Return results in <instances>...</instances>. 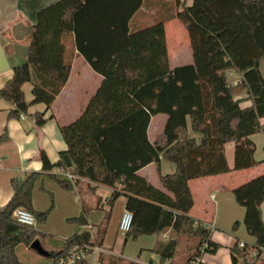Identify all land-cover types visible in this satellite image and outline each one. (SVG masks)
<instances>
[{
	"label": "trees",
	"instance_id": "1",
	"mask_svg": "<svg viewBox=\"0 0 264 264\" xmlns=\"http://www.w3.org/2000/svg\"><path fill=\"white\" fill-rule=\"evenodd\" d=\"M146 1L58 0L40 10L28 60L13 69L12 78L0 90V100L14 106L9 119H21L37 104L49 110L69 81L71 64L66 61L64 39L74 35L77 51L104 81L81 117L60 128L67 150L60 153L59 161L53 164L41 152L43 172L68 170L78 178L77 184L88 179L113 188L111 208L125 196L126 210L133 214L126 241L172 230L175 239L156 252L160 264L175 259L179 237L198 239L196 251L186 262L192 264L203 247L207 246L205 254L214 255L220 246L212 241L209 230L188 216L194 206L189 181L260 164L251 136L264 132V77L260 70L264 60V0H193L188 7L175 0L171 18L178 19L188 31L194 63L173 70L164 22L137 32L133 29L132 21ZM231 71L243 75L240 87L247 91L251 106L243 108L235 100L227 79ZM27 83L33 85L30 103L23 91ZM159 114L167 115L168 121L152 144L148 129ZM34 119L39 127L49 120L39 113ZM189 119L192 130L201 135L199 141L188 133ZM6 139L7 134L0 137V143ZM228 143L235 144L233 169L224 152ZM162 159L176 166L174 174H160L164 191L139 175L151 164L159 170ZM40 175L19 174L11 180L13 196L0 207V264H24L17 247H30L37 240L34 228L13 222L17 208H26L38 223L49 216L50 211L38 212L32 205L34 183ZM60 183L72 188L69 182ZM118 185L123 187L121 191L116 190ZM233 194L245 209L247 233L257 247H264V174ZM87 213L84 209L73 219L79 230L65 241L61 252L51 255L54 264L68 262L75 251L102 244L110 213L99 231V242L90 231L81 230L88 225ZM239 225L236 222L232 230L237 231ZM238 244L236 240L230 249L232 264L244 256ZM75 264L90 263L83 258Z\"/></svg>",
	"mask_w": 264,
	"mask_h": 264
},
{
	"label": "crops",
	"instance_id": "2",
	"mask_svg": "<svg viewBox=\"0 0 264 264\" xmlns=\"http://www.w3.org/2000/svg\"><path fill=\"white\" fill-rule=\"evenodd\" d=\"M58 0H0V90L12 78L13 69L27 62L29 47L32 40L33 28L36 24L37 14L43 8L50 6ZM185 5L191 6L193 0H180ZM183 7L179 8V11ZM176 10L175 0H148L141 10L135 15L132 25L137 31L151 27L158 21L165 24L166 45L169 57V65L173 70L177 67L192 65L194 63L193 51L188 31L178 20L171 18ZM66 46V61L71 64V75L62 92L57 96L52 107L47 110L44 104L33 105L21 119H9V112L14 106L5 100H0V137L7 134L6 142L0 143V207L8 204L13 196L10 186L12 178L32 173H40L42 184L47 190L59 194L67 204L66 217L78 218L84 209L89 211L88 225L82 227V231H90L92 238L101 240L99 231L104 226L105 218L110 213V225L102 239V252L86 256L90 264H157L161 250L176 235L172 230L155 236H143L138 240H125L119 232V225L126 210L127 198L121 196L111 208L109 199L114 191L105 185L97 184L88 179H81L77 184H71L64 173L70 171L54 170L52 173L43 172L40 160L41 152H45L51 163L55 164L60 159V153L67 150L60 128L78 120L89 102L96 95L103 84L104 78L96 73L79 54L75 45L74 35H67L64 39ZM260 70L264 77V60L260 63ZM243 75L231 71L227 74L228 82L233 88L234 98L241 102L243 108L252 105L247 91L240 87ZM33 85L27 83L23 87L25 99L32 102ZM45 114L49 119L47 123L39 127L34 116ZM53 117L52 119H50ZM168 116L159 114L151 120L148 129L149 141L154 144L166 127ZM188 133L190 137L200 139V134L192 130L190 119L188 120ZM256 146L255 159L260 164L256 167L235 171L228 174L203 177L189 181L194 206L188 216L195 222L213 226L212 241L219 244L220 249L214 255L205 254L202 264H232L231 247L235 241L245 240L246 228L243 224L245 209L239 206L235 200L233 191L249 183L264 174V132L251 136ZM227 163L233 169L235 163V144L228 143L224 148ZM176 172V166L172 162L162 159L158 170L155 164L143 168L139 175L155 187L163 190L160 180L161 175H172ZM54 175L61 181H66L75 188L76 194L68 193L52 180H47ZM46 179V180H45ZM44 185V186H45ZM39 186V184H38ZM118 191L122 186L116 187ZM35 210L43 212L37 206V192L33 191ZM264 221V203L261 206ZM112 215V216H111ZM238 222L239 228L233 231V225ZM73 226H66L60 233L63 239L69 238L74 231ZM233 232L234 236L223 240L221 233ZM65 241V240H64ZM255 243V239L252 240ZM41 242V241H40ZM179 247L175 259L170 264H186L189 257L196 251L198 239L186 236L179 237ZM247 242V241H245ZM248 243V242H247ZM43 246V244L41 243ZM65 247V242L63 249ZM31 249L30 247H27ZM49 253L45 258H52V254L59 252L44 247ZM32 250V249H31ZM34 251V250H33ZM36 252V251H35ZM40 255V254H39ZM54 263V260H53ZM68 264H75L67 262Z\"/></svg>",
	"mask_w": 264,
	"mask_h": 264
},
{
	"label": "rangeland",
	"instance_id": "3",
	"mask_svg": "<svg viewBox=\"0 0 264 264\" xmlns=\"http://www.w3.org/2000/svg\"><path fill=\"white\" fill-rule=\"evenodd\" d=\"M47 180H52L54 185L59 186L61 189L67 191L68 193L76 194L74 186L71 189L67 188L66 186L60 183L61 180L59 179V177L57 178L51 176V178L47 177ZM41 181L42 180L40 177L37 178L34 183V189H33L34 192L35 191L37 192V206L42 209H45L43 212L46 211H50V212L47 220L43 223H38L37 220L35 219V226L33 228L38 234L37 240L41 241L44 247L59 252L63 249L64 242L68 239V238L63 239L62 236H60V233L64 231V228L66 226L69 227L73 226L75 228L73 231L74 234L79 230V226L76 222L73 221L74 218L66 217L65 210L67 208L61 206L67 204L66 201L63 198H60L59 194H55L54 192L47 190L46 185L42 184ZM10 186H11V181H10ZM32 205L33 208L35 209L33 195H32ZM88 214L89 211L87 213V216ZM109 225H110V221H109ZM232 236H234V233L231 231L220 234V237L223 240H227L228 237H232ZM244 239L245 240H241V241L244 242L247 241L248 243L252 244L253 242L252 240L254 238L247 233V236H245ZM16 253L19 259L24 264H54L51 258L41 257V255H39L37 252L28 249L25 245H20L19 247H17ZM64 264H68V263H64Z\"/></svg>",
	"mask_w": 264,
	"mask_h": 264
},
{
	"label": "built area",
	"instance_id": "4",
	"mask_svg": "<svg viewBox=\"0 0 264 264\" xmlns=\"http://www.w3.org/2000/svg\"><path fill=\"white\" fill-rule=\"evenodd\" d=\"M66 171V170H65ZM65 176L69 179L71 184L76 182L77 177L73 176L71 173H64ZM12 220L16 224L28 228H33L35 226V218L34 216L24 207L17 208L13 215ZM133 224V214L129 211H125L122 215L120 225H119V232L121 236L126 237L127 234L130 232L131 227ZM204 228L209 230L211 233L213 231V226L209 224L200 223ZM203 247L200 250V255L192 262V264H201L202 257L205 255V248ZM238 248L240 251L243 252L244 256L238 257L237 264H244V262L252 263V264H264V247H257L256 244H250L244 241H239ZM102 248L99 246H90L86 247L81 251H75L71 256L68 258V262L75 263L76 260L85 259L89 253L97 254L102 252ZM67 263V262H66ZM64 264V263H63ZM157 264H160L159 262ZM165 264H170V262H166Z\"/></svg>",
	"mask_w": 264,
	"mask_h": 264
},
{
	"label": "water",
	"instance_id": "5",
	"mask_svg": "<svg viewBox=\"0 0 264 264\" xmlns=\"http://www.w3.org/2000/svg\"><path fill=\"white\" fill-rule=\"evenodd\" d=\"M30 248L34 251H36L38 254L42 255V256H48L49 253L47 251L44 250L43 246L41 245V242L39 240H35Z\"/></svg>",
	"mask_w": 264,
	"mask_h": 264
}]
</instances>
